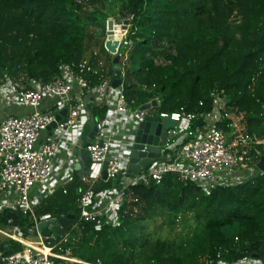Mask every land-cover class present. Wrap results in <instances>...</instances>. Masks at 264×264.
<instances>
[{"label":"trees","instance_id":"trees-1","mask_svg":"<svg viewBox=\"0 0 264 264\" xmlns=\"http://www.w3.org/2000/svg\"><path fill=\"white\" fill-rule=\"evenodd\" d=\"M106 1L0 0V77L8 75L26 88L34 81L49 82L61 64L82 61L92 43L99 49L90 50L88 59L103 62L102 77L83 75V96L103 78L111 81L115 56L104 48L106 20L112 15ZM115 10L113 16L130 21L132 47L121 79L131 108L157 98L156 113L183 108L202 114L211 110L212 94L218 92L226 109L241 116L244 132L264 139V0H121ZM92 25L103 31L99 43ZM89 106L95 117L104 116L105 105ZM227 124L224 120L222 127L231 134ZM260 153L264 145L252 144L249 154ZM115 186L101 179L94 190ZM85 187L75 175L65 192L56 190L36 209L38 215L71 219L60 229L69 238L58 253L102 264H201L199 256L216 264L217 254L228 261L255 254L264 264V171L209 193L168 173L159 183L130 186L113 221L79 220L75 200ZM187 214L201 229L200 239L193 238L188 248L144 233L146 221L157 216L172 228ZM9 219L22 230L29 225L26 216L5 209L0 228H8ZM49 239L54 244L59 238ZM22 247L0 235V255Z\"/></svg>","mask_w":264,"mask_h":264},{"label":"built area","instance_id":"built-area-1","mask_svg":"<svg viewBox=\"0 0 264 264\" xmlns=\"http://www.w3.org/2000/svg\"><path fill=\"white\" fill-rule=\"evenodd\" d=\"M77 1L86 3L87 0ZM116 27L112 38L118 40V45L112 55L118 56L122 72L132 41L127 37L129 25L116 24ZM121 46L122 52L119 53ZM102 66V61L92 63L86 57L77 65L61 64L55 78L45 83L31 82V88L23 87L8 75L0 77V87L10 83L15 104L29 110L22 115L10 111L0 122V214L5 209L17 211L26 216L29 223L22 230L9 219L10 226L0 228V235L23 246L19 251L0 255V264H55V259L61 260L58 264H102L99 260L84 261L58 253L57 247L67 242L69 234L58 233L59 239L54 244L49 238L42 237L40 224L51 225L52 216L38 215L36 209L39 202L32 197L36 186L52 178L54 162L62 148L73 147L68 155L75 157L73 149L78 145L82 127L88 118L83 104L86 86L83 75L102 77ZM106 78H103L104 84L101 82L89 91L93 95L91 102L103 97L106 112L104 116L94 118L96 130L85 147L89 174L80 178L86 187L75 200L79 220L96 221L106 217L113 221L116 209L122 204L130 186L159 183L168 173L177 175L183 184L192 182L209 193L215 186L233 185L252 177L257 171L263 172L257 167L261 153L255 156L249 154L251 145L260 144L262 140L247 135L243 125L234 123L233 119L237 116L226 109L225 99L220 93L212 94L213 105L206 113L187 112L180 108L170 113L155 114L152 106L149 109L131 108L122 83L113 88L110 79ZM75 85L78 89L74 95ZM46 99H53L55 105L39 111ZM155 100L158 101L157 98ZM55 106L56 112L53 111ZM64 108L66 114L56 121L57 111ZM154 117L175 121V125L166 130L165 142L160 146L162 158L153 159L146 168L130 174L127 167L137 126ZM81 120L83 123L80 126ZM224 120H228L226 126L231 129L232 141H229L228 130L222 127ZM54 121L56 126L51 129V135L42 138L43 132ZM76 127L80 129L77 138L71 133V129ZM69 161L70 167H73L72 160ZM104 163L105 179L102 177ZM93 165L98 168L89 178ZM101 179L114 181L116 186L96 192L94 185ZM65 184L60 186L63 192ZM219 257L217 254L216 264H261L253 254L236 261ZM211 262L209 260L208 264Z\"/></svg>","mask_w":264,"mask_h":264},{"label":"water","instance_id":"water-1","mask_svg":"<svg viewBox=\"0 0 264 264\" xmlns=\"http://www.w3.org/2000/svg\"><path fill=\"white\" fill-rule=\"evenodd\" d=\"M122 20L121 16H116L107 20V29L105 31L104 48L110 53L114 54L118 45V40L112 38L113 35V23L115 21ZM127 24V21H124ZM122 52V46L119 48V53ZM113 78L111 80V86L113 88L119 87L122 83L121 71L118 64V56L113 59ZM93 95L88 93L83 97V104L86 112L88 113V118L82 127V131L79 137L78 145L73 149L74 155L77 157V162L75 163L74 169L77 171V176L81 178L83 175L89 174L88 153L85 150L86 145L90 142V138L95 133L94 118L95 115L90 108V102ZM160 102L152 100L149 103L141 106V109H149L151 106H159ZM66 114V109H62L56 115V121ZM175 121L169 118H159L154 117L143 122H140L137 126L135 133V143L133 144L131 155L129 159V164L127 167V172L130 174H135L139 169L146 168L153 159H161L160 146L165 142L166 130L173 127ZM56 126V122H52L47 130L51 133V129ZM106 163L103 164L102 177L106 178ZM257 167L259 170L264 171V155H261L259 161L257 162ZM71 219L69 217H59L57 214L52 215L50 220L53 226L52 230H49L44 226L45 223L40 224V234L42 237H52L54 239L58 236V229L69 224ZM253 256H256L255 254Z\"/></svg>","mask_w":264,"mask_h":264},{"label":"crops","instance_id":"crops-1","mask_svg":"<svg viewBox=\"0 0 264 264\" xmlns=\"http://www.w3.org/2000/svg\"><path fill=\"white\" fill-rule=\"evenodd\" d=\"M84 57H86V58L89 57V51L84 55ZM107 78H106V80H107ZM104 83H105V81L102 82V84H104ZM77 89H78V87L75 85L74 90H73L74 95H75ZM106 91H107V88L105 87V92ZM101 98H103V97H101ZM101 98H98V101L95 100L93 102V104L104 105L103 100ZM54 105H55V101L53 99L52 100L46 99L43 101V103L38 108V110L43 111V110L49 109L51 107L53 108ZM56 110H57V106L54 107L53 111L56 112ZM61 110L62 109L58 110L57 112L59 113V111H61ZM10 111L15 115H22L23 113L29 112V110L27 108H23V107L19 106L18 104H15V102L13 101V87L10 83H6L5 85L0 87V122L6 114L10 113ZM105 112H106V108H105ZM240 119H241V116H237L233 120H234V123L242 126ZM82 123H83V120L80 121V126L82 125ZM78 128L79 127L71 129V133H73V136L76 138L79 136L80 129H78ZM50 135H51V133L47 130V131L43 132L42 138H46ZM232 136L233 135H231L229 137V141L233 140ZM262 142H264V139L262 140ZM67 147L62 148L60 150L57 158L55 159L52 178H49V180H47L44 183L36 186L35 192L32 194L33 199L36 200L37 202H39L38 206L41 203V201H43L47 197L51 196L53 193L56 192V190H63L62 187H60V186H62L65 183H66L65 184V188H66L67 184L70 183L71 181H73L74 176L75 175L77 176V171L74 169V165L77 162V158H75L76 156L75 157H73V156L69 157V155H68L69 151L72 150L73 147H70V148H67ZM64 154H66V158H65V161L63 162ZM69 160H72V162L74 164V165H72L73 167H69L70 166ZM87 164L89 165V162ZM69 178H70V180H69ZM66 180L68 182H66ZM43 215H45V214H43ZM44 226L46 228H48L49 230H52V228H53V226H51L49 224H44ZM58 231H59V229H58ZM48 238H51V237H48Z\"/></svg>","mask_w":264,"mask_h":264},{"label":"rangeland","instance_id":"rangeland-1","mask_svg":"<svg viewBox=\"0 0 264 264\" xmlns=\"http://www.w3.org/2000/svg\"><path fill=\"white\" fill-rule=\"evenodd\" d=\"M121 2V0H112V1H106V7H107V11L109 13H112V15L110 17L107 18H114L116 16H113V13H116L115 7L119 5V3ZM107 20H106V26H105V31L107 29ZM127 21V24H124V21ZM116 24H123V26H127L130 25V21L129 18H123L120 21H115L113 23V31L114 29H116ZM122 27V26H121ZM119 27V28H121ZM91 31L94 34V37L97 40V42L99 43V41L101 39H103V31H101L100 27L96 26V25H92V27L90 28ZM106 36L104 37L105 40ZM99 49V47L96 45L94 46L92 43H90V45L88 46V50L87 52L90 50H94L97 51ZM86 52V53H87ZM85 53V54H86ZM155 110H154V112ZM232 134L229 133V137ZM261 144L264 145V142H262ZM63 162L65 161L66 158V154H64L63 156ZM70 167V166H69ZM98 168L97 165H93L91 167V174L89 175V178L92 177L93 172ZM184 219L186 220L185 222H182L181 219H179L178 224L172 228L167 227L164 223H163V219L159 216H157L155 219L152 220H148L146 221L145 224V230L144 233L147 235H149L151 238H166V239H175L176 244L180 245V246H185V247H190L192 244H190L191 240L193 238H196L197 240L200 239L201 237V229L200 227H198L196 225V221L192 218V216L190 214H187ZM59 233H64L63 230H60L59 228ZM198 262H200L201 264H208V260L204 259L203 256H199L198 257Z\"/></svg>","mask_w":264,"mask_h":264}]
</instances>
